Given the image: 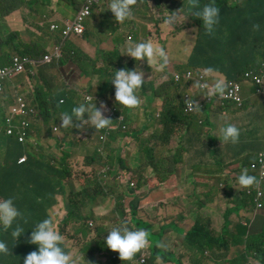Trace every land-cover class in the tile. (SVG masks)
Wrapping results in <instances>:
<instances>
[{
  "label": "trees",
  "instance_id": "16d2710c",
  "mask_svg": "<svg viewBox=\"0 0 264 264\" xmlns=\"http://www.w3.org/2000/svg\"><path fill=\"white\" fill-rule=\"evenodd\" d=\"M79 0H0V19L4 16L15 12L16 10L25 9L29 15H37V6L48 7L52 15L53 21H59L61 18L68 19L65 16V11L73 8L78 11ZM209 0H199L203 5L208 3ZM217 6L221 9L219 24L212 34L204 31L202 21L195 17H191V24L197 28L196 47L193 55L187 59L186 79L189 84H193V80L198 77V71L202 69H213V72H219L228 79L240 77L245 71L256 68L261 62H264V0H216ZM80 6V5H79ZM97 24V19H94ZM108 28L111 27L110 20L108 19ZM26 22H28L26 20ZM253 23H260L261 30L255 32L252 30ZM15 34L3 36L8 38ZM87 39V36L85 37ZM10 52L5 50L0 53V64H11L12 51L11 47L14 45L13 40L8 41ZM6 46L1 45L0 49ZM62 50V55L64 54ZM102 55L97 58L99 60H107V68L96 69L93 67L94 73L100 77H106L107 74L112 75L116 69L119 70L125 66L129 69L136 68V71H142L144 77L149 73L148 68H139V63L136 61H128L124 59V63L112 69L110 61L106 57L108 53L100 49ZM45 53L44 48L41 46H20V53L23 56H30L32 58H40ZM67 61H75L80 70V77H90L88 65L85 60L79 58L78 55L74 56L69 51L65 58ZM157 66L159 61L152 62L151 64ZM7 66V65H6ZM184 70V67H181ZM77 70V69H76ZM29 68L24 73L18 76H26ZM47 72L40 73L38 82H43L46 85L44 98L41 92L36 91V101L41 106L39 113L43 126L40 128V133L44 138H52L60 147V139L58 134L54 133L53 126L59 125L61 127V120L56 118L55 115H62L65 112L70 113L74 106L85 102L84 95L79 97L74 93L76 87L71 82H65L64 88L61 91H56L58 99L53 97L52 80L46 78ZM32 75V74H31ZM210 76L211 73L209 74ZM110 79H106L104 84L98 86V97H104L111 100L114 96V86L111 84ZM109 80V81H108ZM90 82V78L88 79ZM157 87V89L155 88ZM175 90H179L174 82L166 83L162 87L157 86L151 80H145L144 85L137 90L142 96L140 105L135 109H129L131 112L144 111L146 122L145 128L136 131V134L142 135L148 133L149 128L156 127L159 131L156 140L158 151H163L166 147L173 144L169 151L163 156L165 165L160 167V171L166 174L162 179V187L164 183L167 186L175 183V177L172 173L175 172L181 165H186L185 155L192 149H187L188 143L195 136H202L206 131L205 139L201 141L200 150L203 151L205 156L213 155L212 150H206V142L212 145L210 140L217 139L219 127L223 126L225 122L239 123L240 118L237 116V104L233 100L219 101V110L217 112L207 111V107L201 103H194L191 97L183 96L179 93L173 95ZM197 92L195 88L190 89L189 93ZM43 97V100L42 98ZM163 99L164 102L158 103L155 110H151L148 106L154 99ZM65 102L62 104L61 100ZM78 101V103H76ZM119 104V103H118ZM193 105V108L189 107ZM119 108L124 106L119 104ZM97 107L98 103H97ZM104 115V109H102ZM7 122L16 123V129L22 133L26 119H20L17 115L10 111V108L0 106V129L4 131L3 124ZM82 125H89L88 121H84ZM205 125V127H202ZM123 126L126 123L123 122ZM127 127V126H126ZM35 128V125H34ZM202 129L203 133L197 129ZM131 129V127H129ZM86 134H92L97 131L94 127L90 126L83 130ZM5 133V132H4ZM201 134V135H200ZM126 134L123 132L113 133L106 142H104V150L99 149L97 155L92 156V161L89 162V167L92 174L85 179L84 185L80 188V197L77 201L69 199L70 205L74 208L91 206L99 200H107L113 195L108 191L112 186H125L127 190L133 192H142L144 197L147 195L146 191L142 188H134L132 185L133 180L139 176L138 171H133L132 167L135 165L136 160L142 162L147 172H149L154 163V158L151 154H138L134 155L136 147L132 144V140L124 141L122 148H114L113 144L120 138H124ZM180 137V141L176 138ZM91 137V136H90ZM120 141V140H119ZM121 142V141H120ZM165 143L167 145L164 147ZM146 147V142L143 143ZM164 147V148H163ZM132 148L133 151H129ZM0 151L5 153L4 163L0 166V198L15 197L20 210L24 213L21 224L23 227H30L39 221L47 218L46 211L54 203L55 183L64 186L67 189V180L74 174L71 166V153L68 148H65L61 153V158L54 156L53 158L43 149L28 150L22 144L17 142L16 136H7L4 134L0 139ZM129 155V159H126ZM25 156V160L22 157ZM167 163V164H166ZM113 174L114 179L106 181L103 179V170L109 169ZM184 172L187 171L183 167ZM222 184H226L232 179L228 176H222ZM101 178V179H100ZM258 180L256 179V182ZM206 186L207 184H203ZM51 187V189H50ZM223 191V193H222ZM205 192V191H204ZM221 196H225L223 189L220 191ZM49 197L50 200H47ZM201 195L198 196L201 199ZM141 198V197H140ZM142 199V198H141ZM209 198L207 192L204 193V198L201 203L205 206L209 205ZM229 214L226 217H232L234 210L237 208L236 203L229 202ZM214 214L213 213H200L196 221V228L192 233L185 236V245L197 246L201 251V264H212L215 256L217 264H247L246 258L255 250L264 249V231L258 236L252 237L248 234V226L240 225L243 233H231L228 225L222 226L218 230H212L208 227ZM241 217V216H238ZM5 239V238H3ZM7 240V239H6ZM12 244V240H8ZM14 247V244L12 245ZM156 252V249L154 250ZM24 251L18 250L16 259L7 264H21L24 258ZM0 264H4L0 261Z\"/></svg>",
  "mask_w": 264,
  "mask_h": 264
},
{
  "label": "rangeland",
  "instance_id": "374dc122",
  "mask_svg": "<svg viewBox=\"0 0 264 264\" xmlns=\"http://www.w3.org/2000/svg\"><path fill=\"white\" fill-rule=\"evenodd\" d=\"M49 0H45L48 2ZM141 3H136L133 5L135 11H137L136 18H130L123 23H119V25L123 26L125 30L122 33V40H128L129 35L132 33L134 35V40L131 43H138V42H151L153 45H157L158 47H163V44L167 46L169 51V57L172 58L171 64L173 65L175 70L178 71H185L186 70V62L187 56H192L195 47H196V40H197V28L194 27L190 19L192 16L187 17L184 20V16L188 14V5L195 2V0H138ZM83 0L78 1V8L79 5ZM104 3V0H103ZM107 3L103 4V8L100 9L99 7L96 8L93 14L88 18L85 22L86 33L83 38H74L69 39L65 42L64 45V58H65V47L72 44V47H68V50L71 54L75 50H86L88 52H83L85 55V63L88 65V70L90 72V82L88 80L83 81L80 77V70L77 68L75 64H72V69L65 70L64 74L67 77V82H71L75 85L76 89L74 93H77L79 97L88 93L92 95V103H95V99L98 103V106L104 105L105 107L104 112L107 118L112 119L111 123L108 127L104 129H98L94 131L92 134H86L83 130L87 127L92 126L90 123L89 125H82L80 124L79 127H61L60 129V137L66 139V148L71 153V166L73 168L74 174L69 180H67V189L55 183V193L53 194L56 197L57 203L49 210V214L52 218L57 220L61 231L63 232L66 242L69 247H71L74 251H77L82 255L81 264H118L119 255L118 252L108 251L103 257L98 255V251L104 247V237L107 234V231L103 232V229L114 227L120 224L122 221L121 217L116 216V211H114L115 207V196L112 200V206L108 205L109 200H99L97 203L86 206V207H79L74 208L70 205L69 199L73 201H77L80 197V188L84 185L85 179L92 174L91 167L89 162L92 160V156L97 155V150L104 148V142L99 139L100 135H112L116 132H123L126 134L124 138H120L121 142L132 140V144L136 147L134 155L138 154H151L154 158V163L152 169L147 172L145 166L139 160H136L135 165L132 167L133 171H138L139 176L133 180V183L136 185L137 188H142L146 191L147 195H141L142 198V205L145 206L147 204L146 210H153L154 208H158L161 210L162 215L161 217H181L179 214V210L177 208H172L169 204L165 202H160L157 199V192L162 191V179L168 175L169 172L163 173L160 171V167L165 165L163 161V156L169 151L170 146L166 147L163 151H158L157 148V140L156 137L159 133L156 127L149 128L148 133H144L141 136L136 134V131L142 130L145 128L146 118L144 116V111H134L131 112L128 108H116V102L114 96L111 100H107L104 97H98V86L100 87L106 79L111 78L112 75L107 74L106 77H100L98 74L94 73L93 67L96 69H105L107 68V60H99L97 57L102 55L100 49H103L108 53L106 57L110 61V67L112 69H116L120 65L124 63V56L121 54L120 50V43L117 39V33L120 31L113 32L110 36L109 33L114 28V23L111 20L113 17L112 12L107 9ZM40 7V5H38ZM48 8V7H47ZM49 9V8H48ZM172 11H179L180 16L177 20L175 26L173 25H166L163 23V17L168 14V12ZM50 13V12H49ZM65 16L70 20H74L77 16V11L73 8H69L65 11ZM44 18V16H43ZM97 19V24L95 20ZM108 19L110 20L111 27L108 28ZM47 20V19H46ZM115 21V20H113ZM51 23L48 24L47 31L50 30ZM10 28L3 26L1 24L0 19V40L1 45L6 46L0 50L8 49L9 46L8 41L13 40L14 45L12 46L13 55H18L20 53V45L23 38V34L25 31H20L17 35H13L11 37H4L3 33L5 31H10ZM130 32V33H129ZM57 34V33H56ZM87 36V39L85 38ZM150 37V39H149ZM73 40V41H72ZM112 40L114 48H112L111 44L104 47L100 44L103 41ZM81 41L82 49L77 48L76 42ZM60 42V39L57 43ZM130 43V42H129ZM90 49V50H87ZM20 55V54H19ZM76 56L75 54H73ZM155 64H151L150 66H143L144 68H150L147 77H144L145 80H153L157 86L162 87L166 83L163 78V73L161 70L155 68ZM57 62L54 61L51 64H45L40 66L38 69L34 70V74H30V72L24 76H18L13 81L16 85H19V90L24 94L25 100L27 99L28 103L32 108L36 111V116L33 120V128L35 125V145L43 148L45 151H48V154L51 158L57 156L61 158L62 150L58 147L55 140L52 138H44V136L40 133V128L44 125L39 116V108L36 104V91L41 92L44 98L48 96L45 95L46 85L43 82H38V78L40 73L51 71L53 68H56ZM181 67H184L182 70ZM77 69V70H76ZM201 78L203 80V84L207 83L211 85V80H215V76H210L209 74L205 75V72L201 73ZM240 85L242 87V98L243 100H247V104L254 103L257 105H261L264 108L263 98L258 95L257 89L250 83L245 82L243 78L240 79ZM243 80V81H242ZM52 91L54 93L53 97L58 99V94L56 91L64 88V82L60 80H52ZM179 85V90L174 89L173 95L179 93L185 96L189 92V85L185 82L176 83ZM157 89V87L155 86ZM160 91V90H159ZM157 89V92L160 93ZM262 94L264 93V89L261 90ZM193 96H198V92H194ZM137 96L139 97L140 101H142V96L137 92ZM43 100V97H41ZM0 99H2L0 97ZM65 102H61L62 104ZM163 104L164 100L156 98L153 102L148 106L151 110H155L158 106V103ZM78 103V101H76ZM1 106V105H0ZM15 113L19 116H23V109L17 104L11 108ZM247 111V110H246ZM53 119L60 118L61 115H55ZM243 121L251 124L250 126L246 127V132L244 136L245 142L254 141L257 137L255 131L258 128L264 126V111L260 115L256 112L255 109H250L246 112ZM123 122L126 123V126L123 127ZM131 127V129H129ZM205 127V125H202ZM9 128V127H8ZM207 132V131H206ZM199 136L195 145L201 143L202 140L205 139V134ZM4 131L0 129V139L4 135ZM15 135L17 137V142L22 143L24 137L21 136L18 131H10L9 129V136ZM259 135L261 136L262 140L264 141V129H260ZM92 136V137H90ZM90 137V138H88ZM212 137H209L206 142V150H211V145L208 144V140ZM146 142V147L143 146V143ZM230 143L225 144V148H229ZM191 146V144H190ZM189 146V147H190ZM104 150V149H103ZM129 151H133L132 148ZM259 153L264 156V148L259 150ZM126 159H129V155H126ZM5 160V153L0 151V166L4 163ZM167 164V163H166ZM110 170V168L108 169ZM264 171V168H260V172ZM178 171L173 172L172 176H175ZM113 176V174H111ZM101 179V178H100ZM107 180V179H106ZM135 187V188H136ZM51 189V187H50ZM264 190V187H263ZM226 192L230 193L231 189H228ZM223 193V191H222ZM130 197L135 199V194H131ZM49 197L47 200H50ZM174 202L177 206L183 205L181 200L178 198L174 199ZM124 204V201L121 202ZM143 208V207H142ZM104 213V216L101 215ZM25 217V215H24ZM158 220V217H153L152 215H148L141 217L139 219L140 225L145 226L150 224L152 221ZM92 222V225L90 224ZM174 222V221H173ZM190 223V219H188ZM196 222L192 226H190V231L196 228ZM156 225V224H155ZM155 225L152 227L154 229ZM264 227V224L261 222H255L254 228L261 230ZM156 232H159L160 229L156 228ZM154 231V230H153ZM150 234V233H149ZM164 238L160 245L164 246ZM149 241H155V236L149 235ZM161 246V247H163ZM187 250H198L194 247H187ZM155 250V247L152 248ZM89 253H93L96 257L100 258V262H91L86 257ZM84 255V256H83ZM170 257H176L175 254L168 253ZM253 256V254H252ZM185 264H197L196 259H191L190 255L187 254L186 256V263ZM201 264V263H200Z\"/></svg>",
  "mask_w": 264,
  "mask_h": 264
},
{
  "label": "clouds",
  "instance_id": "9594fccd",
  "mask_svg": "<svg viewBox=\"0 0 264 264\" xmlns=\"http://www.w3.org/2000/svg\"><path fill=\"white\" fill-rule=\"evenodd\" d=\"M85 1L86 0H83L79 6L77 15ZM105 2H108L106 8L113 14L111 20L114 23V28L109 33L110 36L113 32L121 31L123 29L119 26V23H123L130 18L136 17L137 11H135L133 5L141 3L138 0H104V3ZM104 3L103 0H101L100 3L95 6L94 10L98 7L102 9ZM188 9V14L184 16V20L189 16L195 17L202 21L203 29L206 33L212 34L215 32L216 27L219 24L221 14V9L217 6L216 0H209L208 3H204L203 5L199 3V0H195L194 3L188 5ZM179 16V11L168 12V14L163 17V23L175 26ZM46 19L47 16H44L43 20L46 21ZM74 20H70L68 18L61 19L59 21H52L50 30L53 31L51 28L53 24L62 25L67 21L73 22ZM41 26H43V23ZM261 27L260 23L252 24V30L255 32H259ZM53 32L62 36L61 45L63 47L65 42L69 39L83 38L76 35H71L65 38L61 31ZM120 50L124 59L138 62L139 68H143V66H150L152 62L159 61V64L155 66V68L161 70L163 78L166 82H174L175 84L185 82L189 85L190 89L195 88L199 93L198 96H193L189 92L185 96L191 97L194 103H201L207 108L218 110L219 101H228L225 94L228 92L229 85L231 83L240 88L241 102L233 100L237 104L236 108L237 113H239L240 122L232 123L226 121L223 126L219 127L218 135H216L217 139L214 137L215 140H210L213 143L211 145V150L214 155H217L222 150V144L230 143L231 145L238 147V149L246 152L244 157L237 158L228 163L229 165L237 162V165L232 168L234 175L232 177L228 175V177L232 180L226 184H222L221 189L225 192V196H222V200L225 202L228 209L229 202H234L238 206V203L244 201V205L246 206L248 213H254L253 217H264V171L260 172V168H264V156L257 151L264 148V141L259 135L260 129H264V126L255 131L257 137L254 141L245 142L243 139L246 127L251 125L243 121L246 112L250 109H255L256 112L261 115L264 108L261 107V105L255 104L256 102L247 104V100H243L242 87L239 80L242 77L245 82H250L257 89L258 95L263 98L264 104V93L262 94L261 92V90L264 89V62H261L256 68H251L245 71L240 77L234 79H228L219 72L212 73L213 69L211 68H208L206 72L202 69V72H205V75L211 73L212 76L216 77L215 80H211V85L207 83L202 84L200 79L202 73L201 71H198V77L193 80V84H189L184 71L175 70L173 65H169L171 64L172 58L169 57L168 48L164 44L163 47H158L157 45H153V43L147 41L129 43L126 46V49L120 46ZM15 57L25 58L29 61L25 70L21 73H24L26 69L29 68L32 70L31 73L34 74V70L38 69L40 66L51 64L54 61L58 62L57 59L47 61L44 55L40 58H32L30 56L18 54L12 56L10 65L2 66L0 64V70L11 67ZM148 69L151 70L150 68ZM21 73L6 77L1 81L3 83L8 80L13 81ZM255 76L261 78L262 82L258 83L254 79ZM110 82L115 89L114 99L116 102V108L120 107L119 104L128 109H135L140 105L141 101L137 96V90H139L145 82L144 73L142 71L138 72L136 71V68L129 69L126 66L119 70L116 69L111 76ZM177 86L179 89V85ZM91 96L92 95L86 93L84 95L85 102L74 106L70 113L65 112L60 116L59 119L62 122L61 127H79L84 121H88L92 127L97 130L104 129L109 126L112 119L107 118L103 114L102 109L105 106L101 105L100 107H97L96 99L93 104ZM20 98L23 99L26 111V114L22 117L15 114L11 109L14 104L18 105ZM63 101L64 99L61 100V102ZM13 102L14 104L10 108V111L17 115L20 119H26L25 123H27L28 126L25 127L23 125V132L20 133L16 129V123H4L3 128L5 134L9 136V129L12 131H18L21 136L26 133L21 144L28 150L41 148L38 145H35L36 141H33V139L36 140L35 130L33 128V120L36 116L35 109L30 106L27 99L25 100V96L21 90L17 91V96L15 101L13 99ZM36 104L38 105L40 113L41 106L38 101H36ZM189 107H192V105L189 104ZM61 127L59 125H54L53 129L54 133L58 134V137L61 140L60 150L63 151L66 148L67 143L65 138L60 137ZM11 136L15 135L12 134ZM110 136L111 135H100L99 139H103V142H105ZM46 152L48 153V151ZM22 159H25V156H23ZM224 168L225 166H222L221 170H224ZM111 174L110 170L104 169L103 179H107L106 181L114 179ZM222 176L225 175L221 173V178H223ZM256 179L258 180L257 182ZM132 185L134 188L136 187L134 183H132ZM117 188H119V186H112L108 190L113 195L112 197L116 196L119 192ZM228 189H231L230 193L226 192ZM112 197L108 198V200H111ZM116 199L120 200L121 196L116 197ZM56 203V197L54 196V203L46 211L48 217L30 227H23L21 221L24 217V213L20 210L18 204L16 203L15 197L10 196L8 198H0V261L4 264L13 262L16 259V254L19 250L21 253L24 251L26 252V254L24 253L25 256L21 264H81L82 255L68 246L57 220L52 218L49 214V210ZM246 217L251 216L247 215ZM90 224L92 225V222ZM149 233L155 236V241H149ZM159 236L160 232H154L151 226L145 225L135 227L131 223L130 219L125 217L119 225L108 229L103 241L104 247L106 248L100 249L98 251V255L103 257L110 250L118 252V264H147L148 262L155 261L157 258L163 259L166 263L177 264L179 257L168 256V253H171L172 247L169 246L167 240L164 242V246L160 245L163 239ZM8 240H12L13 243L10 244ZM13 244L14 247H12ZM153 247H155L156 252L152 250ZM252 254L247 256V264H264L263 247L255 250ZM185 256L186 254L183 253V259ZM86 257L91 262L101 261L100 258L96 257L93 253H89L88 256H84L85 260Z\"/></svg>",
  "mask_w": 264,
  "mask_h": 264
},
{
  "label": "crops",
  "instance_id": "0c3cea01",
  "mask_svg": "<svg viewBox=\"0 0 264 264\" xmlns=\"http://www.w3.org/2000/svg\"><path fill=\"white\" fill-rule=\"evenodd\" d=\"M36 8L38 10L37 15H29L25 9H20L1 18V24L11 29L10 31H5V35L15 33L18 34L20 31L24 30L25 33L23 34L24 36L20 46L25 48L28 46H41L44 48L45 53L43 55L46 58H49L50 60H58V66L53 68L51 71H48L45 75L46 78L55 81L58 79L65 83L67 82V77L65 76L64 71L69 69L73 70V67H71L72 64H75L79 69L78 64L75 61H67L65 59L68 47H72V44L65 47L64 58L61 53L62 50H64V47L61 45L62 36L51 30L47 31L48 24L53 21L52 15L49 13V9L47 7H42L41 5L40 7L37 6ZM43 16H47L46 21L43 20ZM26 20L28 22H26ZM42 23L43 26H41ZM119 26L123 29L117 33V39L120 45L126 49V46L129 44V42L131 43L134 40V35L131 33L128 37V40H122L121 35L125 28L121 25ZM59 39L60 42L57 43ZM80 42L81 41L76 42V47L82 49ZM108 44H111L112 48H114L112 40L103 41V43L100 45L106 47ZM5 51L10 52V49H5ZM11 51L13 53L12 47ZM85 51L86 50L84 49L75 50L73 51V54L78 55L79 58H81L84 62L85 55L83 52ZM1 52L2 51H0V53ZM188 57L189 56H187V58ZM6 65L8 64H5V66ZM81 79L86 81L89 79V76H81ZM0 85L2 86V91L0 93V97L2 99H0V105L6 108H11L14 104L13 99L15 101L17 91L19 90L20 86L16 85L12 80H8L5 83L0 80ZM207 110L215 112L219 109L216 110L207 108ZM237 116H239V113H237ZM197 130L200 131L201 134L203 133L202 129L198 128ZM198 137L199 136H195L188 143L187 149H192V151H188L185 155L186 165H181L176 170L178 173L173 176L175 177V183L170 186H167V183H164L163 190L157 192V199L160 202L169 204V206L172 208H177L181 217H161L162 212L158 208L146 210L147 204L143 206L142 199L140 198L143 193H135V199H132L130 195L133 194V192L127 190L125 186L122 188H117L119 192L115 196V207H113L114 211H116L117 217H121L122 220H124L125 217L129 218L135 227H141L139 219L144 217V215L158 217V220L152 221L147 226L153 227L156 224L153 229L154 232H156V228L160 229L159 237L161 239L166 238L165 241L167 240L169 246L172 247L171 254H175L179 257L177 264H185L187 254L190 255L191 259H196L197 264H200L202 252L199 250H187L185 248L184 242L185 236L193 231H190L189 224L192 226L194 222L197 221L200 213L214 214L211 222L208 224V227H211L212 230H218L222 228V226L224 227L228 225L230 227L231 233H243L244 230L240 229V225L243 224L248 226V234H250L252 237L258 236L264 230V227L261 230L254 228L255 222H261L264 224V217H253L254 213H248V210H246V206L244 205V201L238 203V206L234 210L232 217H226L230 211L227 208L225 202L222 200L220 193L222 188L221 173H223L225 176L229 175L232 177L234 175L232 168L237 165V162L231 163L229 165L228 163L237 158L244 157L246 152L238 149V147L234 145L229 144L230 147L225 148V144H222V150L217 155L213 154L211 156H205L203 151L200 150V146L193 148ZM180 139L181 138L179 136L176 138L177 141H180ZM100 140L103 141V139ZM173 140L174 138L171 141V146L173 144ZM166 145L167 143H165L164 147ZM113 146L114 148L120 149L122 148L123 143L118 140L113 144ZM184 166L187 169L186 172L183 170ZM222 166H225L224 170H221ZM203 184L207 185L204 186ZM204 191L207 192L210 201L208 206H205L201 203V200L204 198ZM199 195L202 196L201 199L198 198ZM118 196H121L120 200L116 199ZM175 198L181 200L183 205L177 206V204L174 202ZM113 199L114 198L112 197V199L109 200L108 205L112 206ZM122 201H124V204L121 203ZM247 215H250L251 217H246ZM102 216H104V213L101 215V217ZM188 219H190V223L188 222ZM109 228L103 229V232ZM186 246L198 249L197 246ZM183 253L186 254L184 259L182 257ZM214 258L212 264H217ZM147 264L170 263H166L163 259L157 258L155 261L148 262Z\"/></svg>",
  "mask_w": 264,
  "mask_h": 264
},
{
  "label": "built area",
  "instance_id": "2783aa9c",
  "mask_svg": "<svg viewBox=\"0 0 264 264\" xmlns=\"http://www.w3.org/2000/svg\"><path fill=\"white\" fill-rule=\"evenodd\" d=\"M100 1L101 0H86L85 3L82 5V7H81L76 19L73 22L67 21V22L63 23L62 25L53 24L51 26L52 30L53 31H61L62 35L65 38H67V37H69L71 35H76V36L83 37L85 35V33H86L85 22H86V20L88 18H90V16L93 13V10H94L95 6L97 4H99ZM46 60L50 61L49 58H46ZM28 62L29 61L27 59H25V58L15 57L13 65L11 67H8V68L0 70V80H3L6 77L13 76L15 74L23 72L25 70V67L28 64ZM200 79H201L202 84H203V80H202L201 77H200ZM254 79L258 83L262 82V79L257 77V76H255ZM204 90H206V89H204ZM0 91H2V86L1 85H0ZM225 96L227 97L226 99H228V100H234L236 102H241L240 88L237 85L233 84V83H231L229 85L228 92L225 94ZM17 106L21 107L23 109V113L26 114L25 104H24L22 98L19 99V102H18ZM190 108H193V105ZM15 114H17V113H15ZM24 126L27 127L28 124L24 123ZM10 131H12V130H10ZM25 135H26V133L23 134V137ZM24 160L25 159H22L21 161H24Z\"/></svg>",
  "mask_w": 264,
  "mask_h": 264
}]
</instances>
